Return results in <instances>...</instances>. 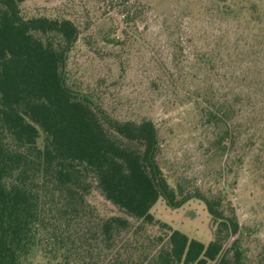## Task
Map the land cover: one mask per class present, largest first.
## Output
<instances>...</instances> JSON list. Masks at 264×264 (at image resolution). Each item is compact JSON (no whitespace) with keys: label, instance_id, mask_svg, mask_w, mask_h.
Segmentation results:
<instances>
[{"label":"trees","instance_id":"obj_1","mask_svg":"<svg viewBox=\"0 0 264 264\" xmlns=\"http://www.w3.org/2000/svg\"><path fill=\"white\" fill-rule=\"evenodd\" d=\"M26 1L0 0V264H25L34 252L39 264H257L227 193L173 186L160 164L156 124L117 117L105 86L85 87L74 76L79 25L27 16ZM210 1L206 12L238 27L194 53L199 70L214 55L232 62L264 52V0ZM232 94L205 111L208 123L226 127L220 146L234 136L228 122L237 103L254 98ZM96 194L116 212L102 213ZM161 199L173 208L204 202L211 242L157 220L152 209Z\"/></svg>","mask_w":264,"mask_h":264},{"label":"rangeland","instance_id":"obj_2","mask_svg":"<svg viewBox=\"0 0 264 264\" xmlns=\"http://www.w3.org/2000/svg\"><path fill=\"white\" fill-rule=\"evenodd\" d=\"M23 9L27 16L65 17L79 25L70 64L77 80L105 86L117 117L156 124L160 164L173 186L208 195L225 191L248 259L264 264V52L232 62L214 55L205 71L194 58L238 22L206 12L213 9L210 0H27ZM232 91L254 98L237 103L228 122L234 136L220 146L215 142L226 127L208 123L205 111ZM92 201L102 213L116 212L98 194ZM152 213L190 239L211 242V218L200 200L173 208L161 199ZM39 261L34 252L25 264Z\"/></svg>","mask_w":264,"mask_h":264}]
</instances>
